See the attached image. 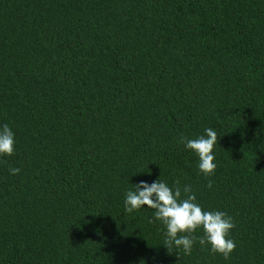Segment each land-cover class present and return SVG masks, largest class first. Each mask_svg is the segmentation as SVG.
I'll return each mask as SVG.
<instances>
[{
    "label": "trees",
    "instance_id": "obj_1",
    "mask_svg": "<svg viewBox=\"0 0 264 264\" xmlns=\"http://www.w3.org/2000/svg\"><path fill=\"white\" fill-rule=\"evenodd\" d=\"M4 124L0 264H264V0H0ZM206 128L207 177L178 143ZM160 178L233 218L230 259L125 211Z\"/></svg>",
    "mask_w": 264,
    "mask_h": 264
},
{
    "label": "clouds",
    "instance_id": "obj_2",
    "mask_svg": "<svg viewBox=\"0 0 264 264\" xmlns=\"http://www.w3.org/2000/svg\"><path fill=\"white\" fill-rule=\"evenodd\" d=\"M205 135L195 139H188L181 135L178 143L184 144L186 149L193 152L199 159L198 168L204 176L215 175L216 164L213 154L218 142V135L212 128L204 130ZM15 133L4 124L0 127V156L11 157L15 153ZM21 169L9 168L12 175H18ZM213 182L209 180L208 187ZM144 206L153 210L155 221H159L165 231V247L169 254L174 251L183 252L188 256L192 254L194 245L198 242L201 249L210 247L212 254H219L225 260L230 259L235 251L236 243L230 238L235 228L233 218L224 211H207L197 202L196 195L190 185L175 181L170 187L162 178L148 184L141 181L126 192L124 207L129 214L139 211ZM202 231V235H196ZM141 264H145L141 261Z\"/></svg>",
    "mask_w": 264,
    "mask_h": 264
}]
</instances>
